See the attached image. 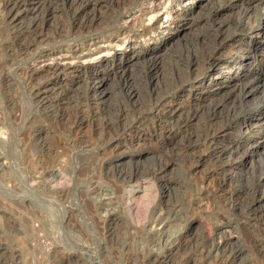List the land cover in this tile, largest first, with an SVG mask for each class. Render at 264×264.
Wrapping results in <instances>:
<instances>
[{
  "label": "rangeland",
  "instance_id": "374dc122",
  "mask_svg": "<svg viewBox=\"0 0 264 264\" xmlns=\"http://www.w3.org/2000/svg\"><path fill=\"white\" fill-rule=\"evenodd\" d=\"M12 1L0 0V264H219L224 240L240 249L235 264H264V213L244 225L231 205L237 172L264 193V175L255 180L264 156V0H40L39 34L19 54L14 25L27 10ZM95 46L110 55L24 72L47 55ZM171 49L180 56L171 59ZM125 64L138 77L133 95L115 73ZM249 76L258 87L239 96ZM95 77L106 101L125 110L121 128L97 126L93 100L80 98V113L65 102L46 113L54 91L92 95ZM220 99L226 106L213 119L204 110ZM169 113L186 115L200 142L206 128L220 131L188 155L174 148ZM215 142L228 152L222 189L207 156Z\"/></svg>",
  "mask_w": 264,
  "mask_h": 264
},
{
  "label": "bare ground",
  "instance_id": "6f19581e",
  "mask_svg": "<svg viewBox=\"0 0 264 264\" xmlns=\"http://www.w3.org/2000/svg\"><path fill=\"white\" fill-rule=\"evenodd\" d=\"M10 1V0H9ZM28 1V3H27ZM36 0H15L12 1V6L11 7H16L17 10L19 9H24L27 10V12L24 14L26 17H22L20 19H18V21L15 23V29H16V35L15 37L17 38L18 42H16V52L19 53H23L27 50V45L28 42H26V44H24L25 39H29V38H34L35 36H37L39 34V30H38V25H42V22L39 24V20L43 19L44 17V13L45 10L43 9V5L44 3L41 5V1L38 0L35 3ZM218 1V0H217ZM33 2V3H32ZM50 2V1H47ZM216 2V1H215ZM226 2V1H225ZM72 3V2H71ZM26 4H29L30 6H27ZM85 4V3H83ZM89 4V3H88ZM214 4V3H213ZM217 6V4H215ZM39 8H41L40 10H42L40 12V14L38 13L39 10H37ZM9 10V9H8ZM248 10V9H247ZM217 11V10H216ZM243 11V10H242ZM248 12V11H247ZM82 13V12H81ZM158 13V12H157ZM246 13V12H245ZM15 14V13H14ZM17 14V13H16ZM20 14V13H19ZM243 14V13H242ZM16 16V15H15ZM165 16V15H163ZM170 16V14H169ZM82 17V16H81ZM161 17V16H160ZM152 18V17H151ZM27 19V20H26ZM164 19H166V17H164ZM80 20V19H79ZM138 20V19H137ZM211 20V19H210ZM42 21V20H41ZM150 21V20H149ZM163 21V20H162ZM212 22V21H211ZM217 24H215V30H217V34L214 35L215 38L217 39H223V23L224 21H220L218 22V20H216ZM215 23V22H214ZM213 23V24H214ZM142 26V25H141ZM204 28V27H203ZM206 29V28H205ZM204 29V30H205ZM214 30V29H213ZM212 30V31H213ZM194 40V39H193ZM189 41V40H188ZM196 42V41H194ZM15 43V42H14ZM190 43L184 42L182 43L184 46V48H188L190 46ZM180 44V43H179ZM201 45V44H200ZM207 46V45H206ZM210 47H212L211 45H209ZM13 47V46H12ZM191 47V46H190ZM205 47V46H202ZM209 47V49H210ZM176 49V48H175ZM201 49V48H200ZM177 50V49H176ZM188 50V49H187ZM192 50V48H191ZM190 50V51H191ZM196 50V49H195ZM13 51V50H12ZM109 50L106 49L104 46H95L93 49L91 48H87L86 50H77L74 51L71 54H59L57 56H52V55H47L44 57V60L42 61V63H40L39 65L37 64V66H25L24 67V72L25 71H30L31 73L37 72V70L39 69H44L45 72L47 73H55L58 72L59 70L63 69L64 67L70 66V65H76V64H82L85 61H97L100 58H106L108 57L110 54L108 52ZM185 51V50H184ZM201 51H203L201 49ZM210 55H214L213 50H208ZM207 51V52H208ZM96 52V53H93ZM193 53V52H192ZM196 53V52H195ZM201 53V52H200ZM204 53V52H203ZM187 54V53H186ZM184 54V55H186ZM206 54V53H205ZM177 51H174L171 49L170 53H169V57L171 59H176L179 55L177 56ZM208 55V54H207ZM164 56V55H162ZM182 56V55H181ZM202 57V56H201ZM214 57V56H213ZM163 58V57H162ZM188 59V58H187ZM195 59V58H194ZM103 60V59H102ZM161 55H153L151 57V59L149 61H151L152 66L153 65H159V63L161 62ZM186 60V59H185ZM188 61V60H187ZM196 61V60H195ZM211 61V60H210ZM128 61H126L127 63ZM181 62V61H180ZM35 63V62H34ZM176 63V61H175ZM130 64V63H129ZM137 64L136 61H134L131 66H135ZM149 64V63H147ZM179 64V63H178ZM161 65V64H160ZM174 66V64H173ZM196 66V65H195ZM246 67H249V65H247ZM69 69V68H68ZM149 69V68H148ZM174 69V68H173ZM131 69H129L128 65H119L116 69H115V73H117L120 78L124 79L123 83L124 86L127 88V91L129 93V95H133L135 93V87L134 85L137 84L136 82L138 81V77L135 78L132 75V72H130ZM155 70V69H154ZM153 70V71H154ZM93 71V70H92ZM113 71V70H112ZM135 71V70H134ZM200 71V70H199ZM202 73V72H201ZM195 74V73H194ZM92 75V74H91ZM94 75V74H93ZM136 75V74H135ZM134 75V76H135ZM179 75V74H178ZM187 75V74H186ZM181 77V76H180ZM186 78V77H185ZM139 80H141V78H139ZM143 80V79H142ZM172 80V79H171ZM178 80V79H177ZM93 81V89H94V93L88 94L87 90L81 92L78 95H72L69 97L66 95V91L61 89L56 90L57 92H53L55 94L54 101L51 102L50 105H48L46 108V113L49 115H53L56 113L57 108H59L58 106H60L59 104L62 102H65L67 105H74V108L76 110V113H80V101L82 98V100H93V102L96 104V112H95V119H96V123L97 126H99L100 128H105V129H109V130H113V128L115 129L117 126L121 125L123 126L124 122H123V118L125 115V110L120 108L119 106L115 104H112L110 101H106L107 98H105L107 91H109L107 89V91L105 89H99L100 87H102V83L103 80L99 79V77H95ZM184 80H182L183 82ZM170 83V81H169ZM172 86V85H171ZM62 87V86H61ZM256 87H258L257 85V80L254 77H248L246 81H243L242 84L240 83V85H237V89L240 93L239 96L244 95V96H248L253 94V92L255 91ZM99 89V90H98ZM167 89V88H166ZM174 89V88H173ZM51 91V90H50ZM96 91H99L97 94L95 93ZM263 91V89H262ZM264 94V93H263ZM160 95V94H159ZM161 96V95H160ZM243 96V98H244ZM159 98V97H158ZM242 98V99H243ZM156 99V98H155ZM154 100V99H153ZM158 100V99H157ZM224 100L220 99V100H215L212 102V104H210L204 111H210L213 119L218 118L219 114L221 111H223V109L225 108V104L222 102ZM238 101V100H237ZM241 101V99L239 100ZM211 103V101H210ZM239 104V103H238ZM240 105V104H239ZM86 106V105H85ZM206 106V105H205ZM204 106V107H205ZM236 107V106H235ZM135 109V108H134ZM231 109V108H230ZM82 111V110H81ZM194 111V110H193ZM229 111V110H228ZM156 112V111H155ZM237 112V111H236ZM158 113V112H157ZM202 113V112H201ZM226 113V112H225ZM45 114V113H44ZM68 114V113H67ZM162 114V113H161ZM200 114V113H199ZM78 115V114H77ZM167 115V114H166ZM197 114L196 112L193 113V116L195 117ZM202 114H200L201 116ZM226 115V114H225ZM48 116V115H47ZM168 117V124H170L169 126H171L170 128H172L174 131H176V134L178 135L177 140L174 142V148L180 152H187L186 154L189 155V151L194 148V146H197V144L199 145H203L205 142L204 140L212 133H218L220 131V126L218 127H208L204 130L203 133V141L201 140L200 142V137L201 135L198 134V132H196L195 130H190V129H186V115L184 116H180L178 115L177 118H174V116H172V113H169L167 115ZM199 118V117H198ZM201 118V117H200ZM225 118V117H224ZM167 119V118H166ZM125 120V119H124ZM123 122V123H122ZM129 122V121H128ZM217 122V121H216ZM162 124V123H161ZM217 124V123H215ZM125 125V124H124ZM201 125V124H200ZM203 125V124H202ZM218 125V124H217ZM121 126H119L121 128ZM168 126V127H169ZM96 127V126H95ZM189 127V126H188ZM98 128V127H97ZM99 128V129H100ZM119 128V129H120ZM118 129V128H117ZM101 130V129H100ZM116 131V130H115ZM99 132V131H98ZM111 132V131H110ZM109 132V133H110ZM113 133V132H112ZM108 135V134H107ZM215 137V136H214ZM210 139V138H209ZM212 145V144H211ZM198 149V148H196ZM193 150V149H192ZM248 149H245L244 151H240V156L236 159L233 160L232 164L235 165H239V162H241V159L243 158L244 154L246 153ZM179 152V153H180ZM193 152V151H192ZM251 152V151H250ZM178 154V153H177ZM228 154V152L225 149L224 145H219L218 143H214L212 146L209 147L208 150V159L210 160V162H212L213 166L216 167V174L217 175H221L220 178V182H219V188H223L224 184H228L226 178L225 177V172L229 171L228 167L229 165H227L228 163V159L223 160V156ZM253 155V154H252ZM264 155V154H263ZM228 158V157H227ZM159 161V160H158ZM260 163H258L259 165V170L257 172H259V177L257 179H255L256 181L259 182V185L261 183V181L264 179H262L263 175H264V171H261L264 166L262 165L264 162V156L263 158L260 159ZM161 165V164H160ZM263 166V167H262ZM135 167V165H134ZM138 167V166H137ZM141 169V168H140ZM143 170V169H142ZM128 171V170H127ZM140 171V170H139ZM135 172V171H134ZM155 172V171H154ZM128 173V172H127ZM130 173V172H129ZM147 173V172H146ZM141 174V173H140ZM251 174V173H250ZM127 175V174H126ZM125 175V176H126ZM150 175V174H149ZM236 177H237V188L235 189V193L234 190L232 192V207L234 208V210L237 212V217L239 219V221L244 224V225H249V223L251 221H254L256 218H258L259 213H264V201H263V197L264 193L259 194L257 191H254V189L251 187V181L250 178L252 176L249 177V175L245 174L243 171L242 172H237L236 173ZM139 176V175H138ZM233 176V175H232ZM123 177V175H122ZM128 178V177H127ZM230 178V177H229ZM231 179V178H230ZM262 179V180H261ZM232 180V179H231ZM230 184V183H229ZM253 186V185H252ZM255 188V187H254ZM260 190V189H259ZM166 215V214H164ZM162 219V218H161ZM264 220V218L262 219V221ZM158 223V222H157ZM239 223V222H238ZM155 224V223H154ZM156 226V225H155ZM164 231V230H163ZM260 231V236L264 237V222H263V228ZM230 232V231H229ZM228 232V233H229ZM164 233H160V235H163ZM222 234V233H221ZM165 238V237H164ZM252 238V237H251ZM261 238V237H260ZM253 240V239H252ZM159 241V240H158ZM166 242V241H165ZM160 243V242H159ZM235 244V243H234ZM161 245V244H160ZM258 245V244H257ZM256 246V245H255ZM211 248V247H210ZM217 249V253L219 259H217L219 261V264H235L236 259L238 258V255H240V249L235 245L232 244V242L230 243V241H226L224 240L223 242H219L218 243V247ZM258 249V248H257ZM242 250V249H241ZM215 255V254H214ZM206 256V255H205ZM204 257V256H203ZM214 257V256H213ZM216 260V261H217Z\"/></svg>",
  "mask_w": 264,
  "mask_h": 264
}]
</instances>
